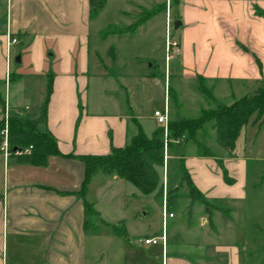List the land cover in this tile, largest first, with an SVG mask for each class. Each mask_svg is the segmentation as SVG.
<instances>
[{"label":"crops","instance_id":"1","mask_svg":"<svg viewBox=\"0 0 264 264\" xmlns=\"http://www.w3.org/2000/svg\"><path fill=\"white\" fill-rule=\"evenodd\" d=\"M153 10L155 14L131 35L102 36L111 27L132 26L143 11ZM106 12L112 17L107 22ZM0 14L3 100L0 121L5 115L23 118L30 111L34 114L26 119L37 118L50 80L45 128L55 138L60 153L49 157L43 166L21 163L14 156L5 160L0 153V264H240L239 250L205 240L221 231L215 222V212L226 213V220L230 219L227 210L223 212L210 201H239L243 194V169L238 170L237 159L233 158L236 142L233 157H227L222 164L234 181L231 184L224 182L215 158L202 156L195 143L186 142L167 154L163 169L166 177L161 186H165V197L173 189L176 199L174 206L167 209L172 218H163L165 197L158 200L160 231L149 228L144 221L147 212L143 198L149 196L141 195L131 184L129 191H125V185H120L115 175L94 174L85 196L80 197L77 193L84 167L76 158L104 156L112 147H124L137 133L136 123L150 137L160 128L152 116L154 110H160L153 106L158 93L164 101L167 85L172 106L180 104L172 81L175 78L197 82L201 78L212 92L216 84H225L232 90L234 82L249 81L255 85L264 81V0H106L93 17L90 0H0ZM124 21L126 25H120ZM174 21L181 23L170 34V40L177 42L178 53L166 61L168 26ZM91 26L96 27L97 37L92 51L89 48ZM153 32L155 36L159 32L160 38L164 33L163 64L158 66L152 56L119 60L118 45L122 40L148 39ZM108 37L116 41L103 56L97 50L100 41ZM239 46L255 56L243 52ZM106 56L110 64H119L125 70L122 82L117 83L115 94L101 90L100 102L90 105L87 102L90 73L98 87L112 81L104 70ZM155 67L160 79L153 70ZM23 78L34 79L36 83L12 90ZM90 109L91 112H86ZM111 109L116 112H109ZM171 116L172 110L169 118L178 120ZM214 135L210 129L198 137L212 141ZM170 159L175 164L171 176L168 174ZM180 160L209 205L205 208L200 203L202 212L193 226L183 228L185 234L176 223V207L181 201L189 207L194 202L188 198L187 190L181 195L184 185L178 182ZM99 175L104 176L100 185L109 183L111 193L103 192V187L95 200L89 202L90 184ZM150 197L157 200L153 194ZM131 198L138 200L137 203ZM84 200L93 206L97 216L85 218ZM100 225L104 228L101 233L89 231L91 226ZM112 227L122 230L126 238L119 237ZM162 234L165 235L163 243L144 245L140 241ZM103 240L110 243L109 248H100Z\"/></svg>","mask_w":264,"mask_h":264},{"label":"rangeland","instance_id":"2","mask_svg":"<svg viewBox=\"0 0 264 264\" xmlns=\"http://www.w3.org/2000/svg\"><path fill=\"white\" fill-rule=\"evenodd\" d=\"M4 9V15H5ZM105 22L110 20L111 14L110 12L105 13ZM1 16V14H0ZM120 25H126L125 21ZM96 27L91 26L90 36H89V48L92 51L94 48V43L96 41V33L94 31ZM175 31L173 29V24L171 23L168 26V39L170 40V36L174 34ZM153 32L150 35H153L151 38L144 39L143 37L136 38L133 42H125L122 40L121 44L118 45V55L119 60H132L134 56H152L158 66L164 63V52L162 51V47L164 44V33L160 38L159 32L157 36L154 35ZM171 34V35H170ZM118 39V38H117ZM160 40L162 43H160ZM172 40V39H171ZM116 39L108 37L105 41H100L99 47L97 52L99 54L105 55L108 51L109 46L115 43ZM125 42V43H124ZM239 48L245 52L250 54L252 57L255 55L250 53L248 50H244L242 46ZM108 56L104 57V70L108 72L111 76L112 81H107L103 83L102 87L97 86V81L93 80L90 73L89 79V92H88V99L87 102L91 105L95 102V106L97 105V101L99 100V93L101 90H105L107 94H115L114 89L118 88L117 83L122 82V77L125 70L121 69L119 64H110L106 59ZM122 58V59H121ZM14 67L13 62H11V68ZM12 70V69H11ZM155 71L156 77L160 79L159 70L155 67L153 68ZM91 72V69H90ZM173 83L176 86V91L179 94L180 104L179 106H172L171 101L169 100L168 96V109L169 115L172 110V118H196L199 116L202 110H207L210 108H215L216 104L222 103L227 104L231 103L232 99L230 98L231 95L235 99H239L247 94H250L255 85L252 82L244 83L243 82H234V87L230 90L225 84H216L215 89H213L212 95L214 97V102H209L204 96L200 93L198 89V82L195 79H186V80H179L173 79ZM32 82V83H31ZM34 79L30 78H23L20 82L12 86V90H20L23 88L28 87V85L33 84ZM124 82V80H123ZM162 81L160 80V83ZM253 84V86H252ZM247 85V87L245 86ZM39 85H34L33 87H38ZM43 87V84H42ZM39 88V87H38ZM247 88V91L245 89ZM34 89V88H32ZM109 92V93H108ZM118 95V94H117ZM157 99L153 102V106L162 109L163 101L160 99V94L158 93ZM239 96V97H236ZM230 101V102H229ZM91 108V107H90ZM110 110V109H109ZM119 112H122V109H117ZM86 112H91L90 110H86ZM109 112H116L114 109H111ZM33 112H28L24 115L23 118H32ZM1 118V116H0ZM170 119V118H169ZM150 123V122H149ZM211 123L205 125L206 131L210 130ZM161 128V127H160ZM158 128V129H160ZM156 129V130H158ZM161 133V138H163V128ZM155 130V131H156ZM196 139H199V143L203 147H208L211 152V158H215V162L217 165L219 163L223 164V161H227V157H230L228 152L222 148H220L214 141V139L207 140L204 138H199L198 136ZM209 134V133H208ZM188 144L193 145L192 142L187 141ZM211 144V145H210ZM207 145V146H206ZM237 150L235 152L236 156H232L236 158L238 163V170L239 168L243 169V190H242V197L239 201L227 202V200H222L220 202L210 201L212 204L218 206L223 212L227 210L230 214V219L226 220V213H214L215 222H217L218 226L220 227L218 234H212L211 238H206V241L213 242L212 244H219L222 246H229L234 247L239 250V260L240 264H264V122L261 124H255L254 122V115H252L248 121V123L243 127L240 135L236 141ZM203 150H199L201 154ZM165 161V160H164ZM2 160L0 161V163ZM178 164V163H177ZM228 165V162H226ZM174 161L171 159L168 161V174L171 176L173 174L174 168ZM3 170L4 166L2 163ZM225 169V167H222ZM164 169V162L162 168L159 170L161 171V181L163 182L164 178L166 177L163 173ZM226 170V169H225ZM1 172V170H0ZM104 177V176H103ZM102 175L98 177H94L89 188V192L87 195V201L91 202L95 200L97 194L101 193L102 190L105 193H111L112 186L105 182L104 185H100L101 179H104ZM1 178V177H0ZM179 182V181H178ZM176 181V183L178 184ZM234 182V181H233ZM241 182L238 180V183ZM120 185H125L126 190L129 191L131 187L130 184H127L123 180H119ZM1 185V182H0ZM163 185V184H162ZM104 187V188H103ZM168 188L171 186H167ZM103 188V189H102ZM1 189V188H0ZM133 191H136L134 188H131ZM185 186H183L181 190L182 193L186 192ZM166 194V190H165ZM164 185L162 188V198L164 199ZM129 197V196H127ZM144 199V210L147 212V218L144 220L145 223L148 224L149 228H153L157 231H160V224H161V211H160V201L155 200L152 197H145ZM135 203V199L131 198ZM101 208V207H100ZM221 211V212H222ZM202 212V206L199 202H194L191 207L187 206L184 201H181L176 207V223L178 227H181V231L185 234L186 225L193 226L200 216ZM170 220H168V227L170 225ZM89 231H98L101 233L104 231V228L100 225L99 227H93ZM108 233V232H107ZM91 236V234H87ZM105 239V238H104ZM204 239V238H203ZM104 242H100V248L105 249L109 248V244L105 240ZM200 241V239H198ZM214 246V245H213Z\"/></svg>","mask_w":264,"mask_h":264},{"label":"trees","instance_id":"3","mask_svg":"<svg viewBox=\"0 0 264 264\" xmlns=\"http://www.w3.org/2000/svg\"><path fill=\"white\" fill-rule=\"evenodd\" d=\"M106 0H90V16H95L105 5ZM156 11H143L138 20L130 27H111L102 33L103 37L109 34L131 35L141 24L146 22ZM246 50L245 48H243ZM10 80L11 77L9 78ZM198 89L209 102H214V97L210 88L206 87L203 80L198 78ZM50 80L42 103L39 116L35 119H26L15 116L7 118V140L8 157H17L21 163L34 166H43L51 156L60 155L55 138L45 128L46 106L50 93ZM0 105L3 100L0 93ZM254 115L255 124L264 122V81L255 83L254 90L239 99L232 97V102L227 104L218 103L215 108L202 110L196 118H181L178 120L169 119L167 154L176 151L177 146L185 144L187 141L195 143L197 149L203 150L202 156H211L207 147L201 146L196 137L199 133L206 132L205 125L211 123L214 131V141L222 149L226 150L230 157L235 149V142L242 128L248 123L250 117ZM4 127V118L0 121V132ZM137 133L132 136L127 144L122 148L110 149L104 156H79V160L84 167L83 181L80 185L78 195L84 197L90 179L94 174L115 175L119 179L131 184L141 195H154L157 200L162 199L161 176L159 170L164 162V148L161 138L162 129L146 136L139 124L136 123ZM0 136V143H1ZM29 149L28 153H23ZM21 151L22 153H17ZM178 181L187 187L188 198L192 202H199L208 208L203 195L193 185L182 160L178 161ZM223 180L227 184L233 183L227 175V171L222 168ZM176 195L173 189H169L165 197V208L171 209L174 205ZM226 212V211H225ZM84 215L90 219L97 216L93 206L84 200ZM113 231L121 238L125 239L122 230L112 227Z\"/></svg>","mask_w":264,"mask_h":264},{"label":"built area","instance_id":"4","mask_svg":"<svg viewBox=\"0 0 264 264\" xmlns=\"http://www.w3.org/2000/svg\"><path fill=\"white\" fill-rule=\"evenodd\" d=\"M15 41H12L14 43ZM178 53V46L176 41H171L166 39V61H168L173 55H176ZM152 116L156 122L157 125H159L161 128H163V148H164V159L167 156V141H168V122H169V109H168V90L167 85L164 92V101H163V108L160 110H154L152 113ZM7 116H4V127L0 132V136L2 138L0 143V153L2 154L3 158L6 160L8 158V140H7ZM29 149L25 150L23 153H28ZM17 153H22L21 151H18ZM164 194H165V186H164ZM165 197V196H164ZM163 218H172L173 214L168 213L165 204L163 206ZM144 245H156L159 241L162 243L165 241V235H161L157 238H151V239H143L140 240Z\"/></svg>","mask_w":264,"mask_h":264},{"label":"water","instance_id":"5","mask_svg":"<svg viewBox=\"0 0 264 264\" xmlns=\"http://www.w3.org/2000/svg\"><path fill=\"white\" fill-rule=\"evenodd\" d=\"M180 24H181V23H180L179 21H174V22H173V29H174V30H177V29L179 28ZM16 61H17V62L19 61V57L16 58Z\"/></svg>","mask_w":264,"mask_h":264}]
</instances>
